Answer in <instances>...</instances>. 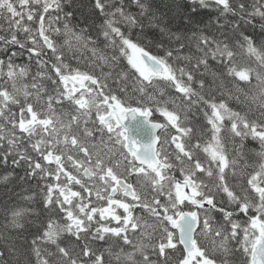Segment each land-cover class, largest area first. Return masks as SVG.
<instances>
[{
  "label": "snow or ice",
  "instance_id": "6c2138e0",
  "mask_svg": "<svg viewBox=\"0 0 264 264\" xmlns=\"http://www.w3.org/2000/svg\"><path fill=\"white\" fill-rule=\"evenodd\" d=\"M190 2L186 13L180 0H162L167 12L153 0H129L139 10L133 15L125 0H92L103 17L97 27L87 19L73 24L77 0H0V19L8 24L0 35V164L23 167L24 182L44 181L34 194L0 200V264H171L172 253H179L175 264H229L232 240L242 264H264V40L241 31L256 17L264 21V0L251 6L246 0L236 6L231 0ZM210 3L238 17L231 34L222 25L216 32L198 27L197 7ZM177 17L181 24L173 27ZM146 28L167 40L145 44ZM260 32L264 36V23ZM13 47L35 59L30 82ZM235 47L255 67H238ZM210 61L226 68L238 92L239 82L256 89L250 102L259 120L231 108L223 93L219 100L206 96V81L198 76ZM194 107L203 111L210 133L203 143L189 119ZM157 114L163 121L153 119ZM229 134L251 136L261 148L260 162L244 165L251 171L239 191L226 179V169L235 176L240 166L226 151ZM0 181L10 182L9 176ZM221 193L234 209L221 206ZM234 214L248 219L241 223ZM113 221L116 226H108ZM34 226L24 249L20 241ZM64 234L83 243L62 244ZM96 241L114 243L100 251Z\"/></svg>",
  "mask_w": 264,
  "mask_h": 264
},
{
  "label": "trees",
  "instance_id": "16d2710c",
  "mask_svg": "<svg viewBox=\"0 0 264 264\" xmlns=\"http://www.w3.org/2000/svg\"><path fill=\"white\" fill-rule=\"evenodd\" d=\"M64 2L67 3V0H64ZM180 2L182 4L188 5L187 8H182L181 11L190 13L192 7L190 0H180ZM231 2L233 3V6H236L238 3L241 2V0H231ZM125 3L128 6L127 10L129 12H131L133 15H136L138 13L139 10L134 5H131L129 3V0H125ZM246 3L249 6H251L256 3V0H246ZM153 6L154 8L157 6H160L162 8V0H153ZM162 10L167 12V9L162 8ZM249 10H251V7H249ZM73 11L75 13V17L72 21L73 24H76L77 21H84L85 19H87L89 23L94 22L95 25L98 27L103 19L102 16H100L98 13H96L93 10L92 0H77V7L73 9ZM196 11H197L196 19L202 21V23L199 24L198 27L204 31L216 32L218 27L222 25L225 29L229 31V34H231L230 26L239 22L238 17H234L232 13L221 14V9L216 8L215 5L211 3L207 8L197 7ZM169 15H174V11ZM61 18L63 19L62 14H61ZM261 23H264V21H261L259 17H256L253 20L252 24H246V23L243 24L241 31H243L245 34L251 35L259 43L262 40H264V36H262L260 32ZM180 24L181 21L179 17H177L173 22V27ZM34 26L35 25H33V27ZM7 28H8V24L5 23V20L0 19V35H4ZM145 32L147 33V36L144 37L145 44H147V41L150 40H160V39H164L165 41L167 40V37L161 36L158 30H149L148 28H146ZM133 33L135 38V36L140 35V30L138 28L133 29ZM186 34L188 36L192 35L191 32H187ZM93 35H95L94 32ZM20 36L22 38L23 33H21ZM12 50L18 53L17 57L15 58V62L18 65L28 67L26 60L21 54V51L16 47H13ZM151 51L153 52V54L159 52V50L155 47L154 44L151 47ZM234 52H235L234 60L238 67H242L246 65L255 67V64L249 61L248 56L241 48L235 47ZM0 57H3L2 45H0ZM73 64L75 65V62H73ZM125 66H126V61H122L121 68L123 69ZM36 67L37 65H35V68ZM80 67L81 68L85 67L83 62H81ZM198 78H203L206 81V87L203 90L206 96L215 97L217 100H219L223 93L224 94L223 98L227 100V103L231 108L241 112L242 115H247L249 119H256V120L260 119L259 110L255 105L251 104L250 102L251 97L256 94V89L248 88L243 84V82H239V87L240 89H242V91L238 92L237 88L234 87V84H236L237 82L234 81L232 77L227 75L226 68L223 65L215 61H210L208 71L204 74L203 77L198 76ZM27 81L30 82V76L27 77ZM254 83L255 81L253 80V84ZM111 84L113 89L119 91L118 86L115 82H112ZM196 87H198V85ZM169 91L174 94V89H169ZM227 91H231L233 93V96L239 95L240 99L239 100H236L235 98L228 99L226 95ZM120 94L122 95V93ZM245 94H247L249 98L248 100L245 99ZM130 95L131 92H129V96ZM125 99H128V97H126ZM13 111H17V109L13 108ZM188 115L191 121V126H193L195 129L196 139H200L201 142L207 141L209 139L210 133L208 132V128L206 126V120L204 119L203 111L197 107H194L191 110V112H189ZM229 136L230 134L226 137L225 142L228 141ZM235 138L236 139L234 140V142L230 141L229 144L230 147L232 146V144H236L233 145L234 146L233 153H234V157L239 160L240 166L237 167L235 176L232 175V170L227 169L226 179L229 184H231L234 188H236L237 191H239L242 186H246L245 177L247 175V172L251 171L250 167L247 168V170H245L244 165L247 164L253 167L257 165L260 162L259 161L260 157L258 153L261 151V148L259 141L253 139L251 136L246 138H241V137H235ZM5 175L9 176L10 182L0 181V200L6 199L8 194H12L14 197L15 195L34 194L37 191V183H39L41 188L44 185V181L39 180L38 178L36 180H29L28 182H24L20 180L19 177L24 175V168L15 167L14 165L11 164V161H9V164L7 166L0 164V177ZM6 183H7V187H5ZM223 205H225L226 206L225 208L228 210H232L235 207L234 205L228 204L227 200L225 204L221 203V206ZM32 207L36 209L37 213H39L40 209L37 204L34 203ZM249 215H251V213H249ZM41 218L43 219L44 217ZM35 232H36V227L34 226L28 232L24 233V236L27 238V240L25 241L21 239L20 241V243L24 246V249H27V246L31 243V240L33 239L32 233ZM228 246L232 250V246L230 244ZM44 247L47 248L48 250V245H45ZM230 254L232 255V251L230 252ZM231 263L242 264V262L238 257L234 258V261H232Z\"/></svg>",
  "mask_w": 264,
  "mask_h": 264
},
{
  "label": "flooded vegetation",
  "instance_id": "af4514ba",
  "mask_svg": "<svg viewBox=\"0 0 264 264\" xmlns=\"http://www.w3.org/2000/svg\"><path fill=\"white\" fill-rule=\"evenodd\" d=\"M20 51H21V54H22V56H23L24 58H28V59L30 58V57H29V54L27 53L26 50H20ZM33 60H35V59H33ZM35 63H36V62H35ZM37 70H38V69H37V67H36V68L34 69V73H36ZM108 81H110V80H108ZM108 84H109V83H108ZM109 85H110V87L112 88L111 84H109ZM112 90H113V89H112ZM113 91H114V90H113ZM114 92L118 93L117 91H114ZM153 119H157V120L163 121V118H162V117H159L158 114H157L156 116H154ZM195 142H196V140L193 139V140H192V143H195ZM173 150H174V146L168 148L169 153H172ZM198 155H199V157H200L202 160H204V159L206 158V154L203 153V151H199ZM173 158H174V157H173ZM175 175H177V177L179 178V171H178V170H176ZM130 179H131L133 182L135 181V177H132V178H130ZM217 199H218V201H221L223 204H225V202H226V200H227L226 197H225L224 195H220V194L217 196ZM223 207H226V206L223 205ZM232 207H234V206H232ZM185 210H188V209L186 208ZM118 211H122V210H118ZM250 213H251V212H250ZM135 214H136V215H145V218L147 219L146 214L142 213V211L139 210V209L136 210ZM251 214H253V213H251ZM212 215L215 217V219H216L217 222L224 223V221H223V217H222V214H220V213H218V212H214V213H212ZM56 219L59 221V220H60V217H56ZM233 219H234V220H237V221H239V222H241V223H243L244 221H246V220L248 219V217L244 216L243 214H238V215H237V214H234ZM102 223H108V222H102ZM95 226H96V225H94L93 227H95ZM108 226H116V225H115V222L113 221V222L109 223ZM64 236H65V234L63 235V238H66L68 241L73 240V242L70 243L73 247H75V245H78V244H80V243H83V241H76L74 237H70V236H68V234H67V236H68L69 238L64 237ZM240 238H242V235H241ZM97 242H98V243H97ZM113 243H114V241H109L108 244H105L104 242L96 241V242L94 243V246H95L96 248H98L100 251H104L105 249H107V248H108L110 245H112ZM205 243H207V242L205 241ZM98 244H99V245H98ZM229 244L232 246V255L229 254L228 257H227L229 264H232L231 262L234 261V258H237V257H238V258L240 259V261L242 262V259H243V258H242V256H241L240 252L235 251V249L239 248V245L237 244V242H236L235 240H232V241H229ZM97 245H98V246H97ZM52 247H53V248H52ZM102 247H103V248H102ZM49 251H50V252H51V251L54 252V251H55V246H54V245H51V249H50ZM233 251H234V252H233ZM178 254H179V253H172V254H171V255H172L171 264H175V260H176V258L179 256ZM216 255L219 257V256H220V253H216ZM105 256H106V258H107V253H106V252H105ZM153 259H155V257H153ZM221 259H223V257H221Z\"/></svg>",
  "mask_w": 264,
  "mask_h": 264
},
{
  "label": "rangeland",
  "instance_id": "374dc122",
  "mask_svg": "<svg viewBox=\"0 0 264 264\" xmlns=\"http://www.w3.org/2000/svg\"><path fill=\"white\" fill-rule=\"evenodd\" d=\"M5 23L7 24V21H5ZM58 26V25H57ZM112 82H114L113 80H111V83ZM236 138L235 137H233V136H229L228 137V141L227 142H225V148H226V151H227V153H228V156H229V159H232V158H234V153H233V149H234V146L233 145H236V144H232V146L230 147V144H229V142L231 141V142H234V140H235ZM227 170V169H226Z\"/></svg>",
  "mask_w": 264,
  "mask_h": 264
},
{
  "label": "bare ground",
  "instance_id": "6f19581e",
  "mask_svg": "<svg viewBox=\"0 0 264 264\" xmlns=\"http://www.w3.org/2000/svg\"><path fill=\"white\" fill-rule=\"evenodd\" d=\"M111 89H113V88H111ZM114 91H115V89H114ZM123 95V94H122ZM126 98V97H125ZM237 111V110H236ZM206 139V138H205ZM203 141V140H202ZM239 158V157H238ZM260 161V160H259ZM64 237H67V238H69L68 236H67V234H65V236ZM98 243V242H97ZM99 245V244H98ZM97 245V246H98ZM76 246V245H75ZM95 247V246H94ZM53 248V247H52ZM103 248V247H102ZM50 250V247L48 246V251ZM52 252V251H51ZM234 252V251H233ZM179 255V254H178Z\"/></svg>",
  "mask_w": 264,
  "mask_h": 264
}]
</instances>
